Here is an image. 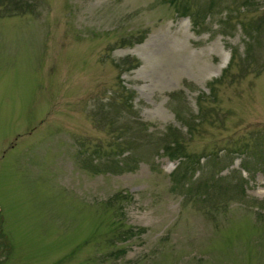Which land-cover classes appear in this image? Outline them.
<instances>
[{"label":"rangeland","instance_id":"rangeland-1","mask_svg":"<svg viewBox=\"0 0 264 264\" xmlns=\"http://www.w3.org/2000/svg\"><path fill=\"white\" fill-rule=\"evenodd\" d=\"M182 2L0 0V264H264V0Z\"/></svg>","mask_w":264,"mask_h":264},{"label":"trees","instance_id":"trees-1","mask_svg":"<svg viewBox=\"0 0 264 264\" xmlns=\"http://www.w3.org/2000/svg\"><path fill=\"white\" fill-rule=\"evenodd\" d=\"M172 2V4L175 6V9H176V12L181 16V17H184V16H189L191 17V23L193 24L194 27H198L199 26V19L202 21V19H204V17L206 16V12L203 13V14H199L198 11H195L194 12V15L193 16H190V11L188 9V7L186 6V4H184L182 2V0H170ZM213 4V0H209L208 2V5L210 7V5ZM223 24L225 25H228L230 23V19H226V20H223L222 21ZM219 24V23H217ZM234 56V51L232 52L231 51V55L230 57H233ZM228 66V65H227ZM226 66V67H227ZM136 67V64H131L129 66V69H132ZM129 100L128 99V96L126 95L124 97V103L126 105L125 109H131L132 106L129 104ZM119 110L115 113L114 115V121L116 120V117L119 116ZM131 117L134 116L133 113H128ZM174 116L178 119V120H181V116L179 115V113L175 112L174 113ZM186 124V122H184ZM187 126V125H186ZM188 128V127H187ZM162 139H163V144H160L158 145V148L161 152V154L169 159H173V158H181L183 157L186 161V163L184 162H181L183 164V169L184 171H190V170H193L192 168V164L194 162H196L194 160L193 157H190L186 154H184L183 150H184V146L182 145V143L179 141L178 139V136H177V133H176V129L172 128V127H169L166 129V132L162 135ZM121 154V152H119ZM131 159V158H130ZM129 159V160H130ZM213 161V162H212ZM212 161L211 163H214V161H216V158L215 157H212ZM119 165V161H114L112 166H117ZM126 168H130L129 166L126 167ZM111 171H114L113 169ZM175 176V174H174ZM180 178H182V186H186V182H184L186 180V174L183 173L181 175H178ZM175 181H178L177 179ZM201 183V180H198V186L200 185ZM124 235L121 236L122 238L132 234L130 232H123Z\"/></svg>","mask_w":264,"mask_h":264},{"label":"bare ground","instance_id":"bare-ground-1","mask_svg":"<svg viewBox=\"0 0 264 264\" xmlns=\"http://www.w3.org/2000/svg\"><path fill=\"white\" fill-rule=\"evenodd\" d=\"M222 66V64L219 65V67Z\"/></svg>","mask_w":264,"mask_h":264}]
</instances>
